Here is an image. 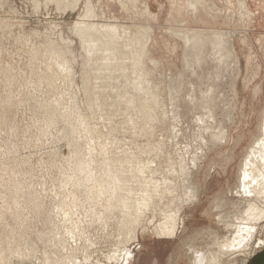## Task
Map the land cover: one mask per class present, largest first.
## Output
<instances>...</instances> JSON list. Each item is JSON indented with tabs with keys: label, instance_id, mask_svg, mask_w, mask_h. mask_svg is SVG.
<instances>
[{
	"label": "rangeland",
	"instance_id": "1",
	"mask_svg": "<svg viewBox=\"0 0 264 264\" xmlns=\"http://www.w3.org/2000/svg\"><path fill=\"white\" fill-rule=\"evenodd\" d=\"M191 1L197 3L198 12L185 10H190L188 0H0V243L3 241L5 247L1 243L0 253L5 263L124 264L128 254L130 264H195L194 254L200 252L207 264H244L250 263L253 255L264 249V246L256 244L257 239L264 241V223L258 225L254 240L245 249H223V245L230 242L235 234L237 221L245 217L243 211L250 202L235 190L240 163L247 153V147L258 134L259 121L264 112V0ZM85 11H91V15ZM76 24H82L77 29L95 25L97 30L93 27V31H99L103 38L98 35V40L93 39L99 41V45L103 44L102 48L92 38L82 41V37L77 35ZM102 25L104 29L106 25L109 27L107 31L104 30L106 34ZM113 28L116 29L115 33ZM110 34L116 41L109 38ZM142 34L147 38L144 42ZM218 34L231 37L237 53L239 73L232 91L228 73L232 62L226 61L219 69L223 81L215 98L216 105L209 112L215 116L212 119L208 117L206 108L198 106L191 111L186 101L193 87L197 89V97H200L201 93L198 92L208 87L207 77L214 75L213 67L201 68V61L212 57L211 39ZM186 39H189V44ZM85 44L87 47L84 48ZM110 45L113 49L115 46V51ZM88 47H93L92 53L88 52ZM141 47H144L145 55ZM95 49H98V55ZM102 49L106 61L110 59L112 62L109 60L105 63L100 54ZM201 49L204 51L200 52ZM99 50L100 53L97 52ZM116 50L121 52L117 53ZM35 51L41 54L36 52V55ZM106 51H111L109 58L104 55ZM125 53L126 58L123 57ZM142 54L145 58H142ZM113 55L117 56L114 58ZM137 56L140 60H137ZM186 57L190 62L184 60ZM139 61L140 65L135 66ZM191 63L197 67L195 72L188 68ZM99 66L105 67H101L103 71L98 69ZM117 67L123 68H119L121 72ZM5 73H10L8 77L11 78ZM143 73L146 74L141 75ZM130 81L134 82L135 88H139L135 89ZM140 81L143 84H138ZM127 82L129 84L125 87ZM147 90L153 93L150 95ZM135 94L136 97H132ZM127 99H130L129 102H126ZM130 101L135 104L132 105ZM138 102L149 104H145V108L141 103L139 107ZM176 103L184 106L179 107ZM145 110L151 112L146 115ZM141 113L145 116L142 114V117ZM228 116L232 117L231 122ZM143 120L147 125L151 122L152 126L154 124L153 127L150 124L151 132L149 128L148 131L145 129ZM207 120L211 124L215 121L220 129L225 124L224 128L229 133L227 142L221 144L217 140L211 144V140H207L211 146L208 147V143L203 146L201 136L204 135V121ZM137 123L144 130H138L139 127L135 130L133 127ZM147 148L152 150L148 151ZM134 153L139 156H133ZM129 154L131 160L133 156V162L125 165L118 163V158ZM110 159L114 162L112 167ZM135 161H139L137 165H142L138 168ZM101 162L107 165L106 168ZM167 162H170L169 166ZM132 165L141 173L136 172L135 168L133 170ZM117 167L127 172L125 175L121 173L125 171L120 170V179L126 176V181L117 180L115 184L119 186L111 183ZM130 168L132 171L128 170ZM133 171L143 177L137 175L136 178ZM94 176H100V182ZM139 178L144 180L137 182ZM166 180L168 184H165ZM162 181L166 190L173 189L163 191L165 197H160L164 189L160 188ZM122 182L125 186L123 189L130 190L127 193L113 188L120 187ZM152 186L157 189L156 194L148 189ZM145 187L148 191H145ZM137 188L144 190L141 191L142 202L138 199L137 191L140 193V190ZM193 191L196 193L195 200L190 198ZM145 192L152 196L151 200L148 196L149 203L147 198L143 199ZM187 192L190 193L185 197ZM112 195L118 196L114 198ZM117 198L121 201L116 200L119 203L114 204ZM35 203L40 206H34ZM109 203L113 204L109 206ZM254 203L264 207L260 200ZM125 204L127 206H123ZM145 204L146 209L143 210ZM121 206L128 210L122 208L121 211ZM158 206L159 209L156 208ZM178 206L181 209L176 218L174 234L162 235L159 229L171 223L170 214ZM115 208L120 212H116ZM130 212L141 214H138L141 217L137 215L138 224L133 234H130V223L136 215L131 217ZM124 227L127 232L131 228V240ZM120 229L128 234L123 235L126 243L121 239L123 232ZM10 248H16L14 253ZM5 255L8 258L7 255H10L9 261Z\"/></svg>",
	"mask_w": 264,
	"mask_h": 264
},
{
	"label": "bare ground",
	"instance_id": "2",
	"mask_svg": "<svg viewBox=\"0 0 264 264\" xmlns=\"http://www.w3.org/2000/svg\"><path fill=\"white\" fill-rule=\"evenodd\" d=\"M53 1V0H52ZM196 1V0H195ZM199 2H200V0H198ZM58 2V1H57ZM60 2H62V1H59L58 3H60ZM198 2V3H199ZM55 3V2H54ZM57 3V4H58ZM89 3V2H88ZM176 3V2H175ZM188 6H189V9L190 10H188V8H187V6L185 7V8H187V9H185V10H187V11H189V13H195L196 12V10H197V7H196V4H194V1H191L190 0V2H189V0H188ZM186 5V4H185ZM199 5H200V3H199ZM88 6V5H87ZM181 6H182V4H181ZM62 8V7H61ZM177 8H179V7H177ZM183 8V7H182ZM199 8V7H198ZM91 8H90V6H89V9L88 10H90ZM211 9V8H210ZM178 10H180V9H178ZM177 10V11H178ZM183 10V9H182ZM184 10V11H185ZM199 10V9H198ZM198 10H197V12H198ZM92 11V10H91ZM91 11H90V13H91ZM186 11V12H187ZM87 11H85V13H86ZM89 15H91L90 13H89V11L87 12ZM87 15V14H86ZM197 15H199L198 13H197ZM88 16V15H87ZM194 16V15H193ZM195 17H196V15H195ZM194 17V18H195ZM198 17V16H197ZM91 18V17H90ZM198 19V18H197ZM85 23V22H84ZM89 23V22H88ZM86 24V23H85ZM90 24L91 23H89V25L88 26H90ZM94 24V23H93ZM93 24H92V26H93ZM80 25H81V27H82V24H79V26H78V24H76V26H75V28L76 27H80ZM87 25V24H86ZM88 26H84V28H76L77 29V32H78V34H77V32L75 31V29H74V31L76 32V34L79 36L80 35V37H82V41H85V40H87V39H90L91 40V38H92V40L94 41V39L95 38H97V36L99 35V36H101V38H103L102 37V35H100V32L99 31H93V27L95 26H93V27H88ZM101 26V25H100ZM99 26V27H100ZM107 27H105V29H106V31H107V29L109 28L108 27V25H106ZM114 26V25H113ZM98 27V26H97ZM102 29H103V33L104 34H106L105 33V29H104V26L102 25ZM111 27V29H112V26H110ZM96 30H97V28L96 27H94ZM114 28H117L116 26H114ZM114 28H113V32L116 30H114ZM125 28V27H124ZM101 29V28H100ZM99 30V29H98ZM122 30V29H121ZM101 31V30H100ZM74 32V33H75ZM109 32H110V30H109ZM108 32V33H109ZM111 32H112V30H111ZM117 32V31H116ZM96 33H99V34H97L96 35ZM102 33V32H101ZM102 33V34H103ZM115 33V32H114ZM120 33H123L122 31L120 32ZM126 33V32H125ZM111 35V34H110ZM116 34H114V36H115ZM130 35V34H129ZM144 34H142V37H145V40H143V42L144 41H146V36H143ZM146 35V34H145ZM113 35H111V37H109V35L107 36V37H109V38H113L112 37ZM126 36V35H125ZM128 36V35H127ZM79 37V38H80ZM106 37V36H105ZM105 38L107 41H108V38ZM116 37V36H115ZM94 38V39H93ZM126 38V37H125ZM139 38V37H138ZM85 39V40H84ZM100 39V38H99ZM103 40L104 42L106 41V40ZM114 39V38H113ZM136 39V38H135ZM143 39V38H142ZM141 39V40H142ZM193 39V38H192ZM202 41H204L205 39L202 37ZM80 40V39H79ZM89 40V42L90 43H92L91 41ZM96 40V39H95ZM97 40H98V38H97ZM102 40V39H101ZM115 41H116V39H114ZM119 40H121V39H119ZM187 40V42L186 43H188V41H189V39H186ZM198 40V39H197ZM200 41H201V38L199 39ZM88 41V40H87ZM102 41V42H103ZM113 41V40H112ZM114 41V42H115ZM123 41V39L121 40V42ZM130 41V40H129ZM148 41V40H147ZM192 41V40H191ZM86 42V41H85ZM88 42V43H89ZM95 42V41H94ZM99 42V41H98ZM98 42H95V43H98ZM120 42V43H121ZM131 42V41H130ZM196 42H199V41H195V43ZM206 42H207V40H206ZM211 48H212V57H207L208 59H203L202 61H204L203 63H202V61H201V64H202V67L201 68H207V69H209V68H211V67H213V70H214V75H213V77L211 76V77H207V81L209 82L208 83V87H207V89L205 90V91H199L198 93H201V95H200V97H197V93H196V88H194L192 85V89H191V91H190V94H189V99H187V101H186V105H188V107L190 106V110L192 111V110H194L195 108H197L198 106L199 107H202V108H206L208 111H207V115H208V117H210V118H212V119H215V116L213 117L209 112H212V108H213V106H215L216 105V100H215V98H216V95L218 94V91H219V87H220V85H221V83H222V78H221V76L219 75V73H218V71H219V69L223 66V65H225V63H226V61H231L232 62V67H231V69H230V71L228 72L230 75H229V77H230V90H234V88H235V81H236V79H237V74L239 73L238 72V66H237V62H238V58H237V53H236V51H235V48H234V46H233V43H232V39H231V37L230 36H227V35H222V34H218V35H216L213 39H211ZM107 43V42H106ZM133 43V42H132ZM185 43V42H184ZM191 43V42H190ZM195 43H193V44H195ZM200 43V42H199ZM208 43V42H207ZM209 43H210V41H209ZM208 43V44H209ZM82 44H84V43H82ZM87 44V43H86ZM85 44V45H86ZM116 45H117V43H115ZM189 44V43H188ZM89 45V44H88ZM91 46H93L94 45V43L93 44H90ZM96 45V44H95ZM98 46H102L103 44H100L99 45V43L97 44ZM105 45V44H104ZM108 45V43L106 44V46ZM196 45H198V44H196ZM200 45V44H199ZM82 46H84V45H82ZM98 46H96V47H98ZM112 45H110V47H111ZM137 46H138V44H137ZM185 46H191L192 47V45H185ZM194 46V45H193ZM201 46V45H200ZM199 46V47H200ZM85 47H87V45L86 46H84V48ZM116 47H118L117 49H119L120 47L117 45ZM122 47V46H121ZM127 47V46H126ZM186 47V48H187ZM190 47V48H191ZM195 47H197V46H195ZM202 47H204V43H203V45H202ZM49 48V47H48ZM83 48V49H84ZM91 48H93V47H88V52L89 53H92V51H91ZM102 48V47H101ZM109 48V47H108ZM112 49H113V46L111 47ZM142 48V47H141ZM198 48V47H197ZM100 49V48H99ZM104 50H105V47L103 48ZM103 49H102V53H100V50L99 51H97L98 53H100V54H102V57H103V60L105 61V63L107 62V61H109L110 59H107V61H106V58L103 56ZM110 49V48H109ZM108 49V50H109ZM115 46H114V51H115ZM137 49V48H136ZM139 49V48H138ZM137 49V50H138ZM143 49V52L142 53H144L145 51H144V47L142 48ZM191 49H194V47L193 48H191ZM191 49H190V51L188 50V49H185V50H188L189 52H192L191 51ZM205 49V48H204ZM94 50V49H93ZM96 50H98V49H95V53H96ZM107 50V49H106ZM196 51H197V49H195ZM199 50V49H198ZM37 51H39L38 49H37ZM37 51H35L34 53L36 54V52ZM45 51V50H44ZM195 51V52H196ZM204 50H202L201 49V51L200 52H203ZM43 52V51H42ZM107 52V51H106ZM109 52V53H108ZM107 53H104V55L107 57L108 56V58H109V54H111L110 52L111 51H108ZM116 52H117V50H116ZM119 52H121V51H119ZM119 52H117V53H119ZM123 52V51H122ZM124 52H126V51H124ZM132 52H134V50L132 51ZM136 52H139V51H136ZM194 52V53H195ZM33 53V54H34ZM38 53V52H37ZM140 53H141V51H140ZM185 53V52H184ZM199 53V52H198ZM32 54V55H33ZM39 54V53H38ZM38 54H36V55H38ZM41 54V53H40ZM39 54V55H40ZM49 54V53H48ZM61 54H63V53H61ZM97 54V53H96ZM113 54V53H112ZM114 54H116V53H114ZM121 54V53H120ZM128 54V53H127ZM148 54V53H147ZM193 54V53H192ZM211 54V53H210ZM59 55V54H58ZM98 55V54H97ZM97 55H96V57H97ZM124 54H122V56H123ZM135 55V54H134ZM137 55V54H136ZM143 55V54H142ZM144 55H145V53H144ZM144 55L142 56V58L144 57ZM208 55H209V53H208ZM35 56V55H34ZM47 56V55H46ZM45 56V57H46ZM50 56V55H49ZM48 56V57H49ZM111 56V55H110ZM114 56V55H113ZM115 56H117V55H115ZM115 56H114V58H115ZM129 56V55H128ZM127 56V57H128ZM131 56V55H130ZM139 56V55H138ZM138 56H137V60H140V59H138ZM211 56V55H210ZM51 57V56H50ZM59 57H61V56H59ZM101 57V58H102ZM124 58H126V53H125V55L123 56ZM148 57V56H147ZM197 57V56H196ZM37 57L35 56V59H36ZM98 58V57H97ZM112 58V57H111ZM118 58H120V57H118ZM117 58V59H118ZM123 58V59H124ZM131 58H132V56H131ZM140 58V57H139ZM145 58V57H144ZM149 58V57H148ZM190 58H192V57H190ZM202 58V57H201ZM31 59H33L32 57H31ZM38 59V58H37ZM45 59V58H44ZM43 59V60H44ZM86 59H88V58H86ZM135 56H134V61H135ZM186 59H188L187 57L184 59V60H186ZM91 60H92V58H91ZM116 59H114V61H115ZM133 60H131V61H133ZM137 60H136V62H137ZM189 60V59H188ZM84 61V60H83ZM86 61V60H85ZM84 61V62H85ZM93 61V60H92ZM99 61H101V59L99 60ZM111 62L113 61V60H110ZM117 61V60H116ZM130 61V62H131ZM133 61V62H134ZM152 61V60H151ZM154 61V60H153ZM196 61V60H195ZM83 62V63H84ZM110 62V63H111ZM135 62V63H136ZM143 62V61H142ZM141 62V63H142ZM145 62V61H144ZM189 62H190V60H189ZM114 63V62H113ZM118 63V62H117ZM122 63V62H121ZM187 63V62H186ZM186 63H185V65H186ZM195 63V62H194ZM197 63V62H196ZM87 64H89V63H87ZM90 64H92L91 63V61H90ZM103 64H104V62H103ZM109 64V63H108ZM133 64V63H132ZM188 64V63H187ZM192 65L190 66V67H188L189 69H191V71H193V72H195V69L197 68H195V64H193V63H191ZM62 65V64H61ZM94 65V64H93ZM124 65V64H123ZM138 65H140V61H139V63H136L135 64V66H137L138 67ZM144 65V64H143ZM122 66V65H121ZM125 66V65H124ZM124 66H122L123 68H124ZM134 66V67H135ZM196 66H198L197 64H196ZM200 66V65H199ZM59 67H60V65H59ZM62 67V66H61ZM91 67V66H90ZM94 67V66H93ZM100 68H98V69H102L103 67L102 66H99ZM102 67V68H101ZM113 67V66H112ZM111 67V68H112ZM122 67H119V68H122ZM155 67V66H154ZM105 68V67H104ZM103 68V69H104ZM118 68V67H117ZM119 68H118V70H119ZM122 68V69H123ZM125 68H126V66H125ZM194 68V69H193ZM89 69V68H88ZM103 69H102V71H103ZM108 69H110V68H108ZM116 69V68H115ZM115 69L113 70V71H115ZM8 70V69H7ZM96 70V69H95ZM117 70V69H116ZM150 70V69H149ZM205 70V69H204ZM4 71V70H3ZM11 71V70H10ZM109 72H112L111 70H108ZM120 71V70H119ZM121 72V71H120ZM137 72V71H136ZM104 73V72H103ZM197 73V72H196ZM204 72H200L199 74H203ZM4 74V73H3ZM6 74V73H5ZM7 74H9V75H7ZM6 75H7V77L8 76H11L10 75V73H7ZM119 74V73H118ZM124 73L122 72V75H123ZM138 74V73H137ZM146 74V73H145ZM144 73L143 74H141V75H145ZM111 75H113L112 73H111ZM111 75H110V79L111 80H113L112 78H111ZM5 76V75H4ZM117 76V75H116ZM126 76V75H125ZM202 76V75H201ZM112 77H114V75L112 76ZM121 77H123V76H121ZM127 77H128V75H127ZM183 77V76H182ZM8 78H11V77H8ZM116 78V77H115ZM114 78V79H115ZM201 78H203L204 79V76H202ZM15 79V78H14ZM116 79H119V78H116ZM124 79V78H123ZM126 79V78H125ZM11 80V79H10ZM128 80V79H127ZM129 80H131V79H129ZM176 80V79H175ZM178 81H179V79H178ZM181 81V80H180ZM179 81V82H180ZM4 82V81H3ZM183 82V81H182ZM12 83V82H11ZM126 83V82H125ZM130 83H131V81H130ZM134 83V82H133ZM133 83H131V85L134 87V85L135 84H133ZM146 83V82H145ZM128 82H127V84H124L125 85V87L126 86H128ZM138 84H143V82L141 83V81H140V83H138ZM8 85H10V83H8ZM12 85V84H11ZM145 85H148V84H145ZM145 85H142V87L144 86L145 88H146V86ZM201 85V84H200ZM141 86V85H140ZM178 86V85H177ZM143 87V88H144ZM132 88V87H131ZM135 88V87H134ZM137 88H139V86L137 87ZM137 88H135V89H137ZM150 88V87H149ZM152 88V87H151ZM150 88V89H151ZM200 88V87H199ZM147 89V88H146ZM156 89H157V86H156ZM174 89V88H173ZM177 89H179V88H177ZM176 89V90H177ZM144 90V89H143ZM154 90V89H153ZM148 92L147 93H149V90H147ZM181 91V90H180ZM144 92H146V91H144ZM176 92V91H175ZM179 92V91H178ZM189 92V91H188ZM138 92H136V94H137ZM146 93V94H147ZM151 94L153 93V91L152 92H150ZM149 93V94H150ZM159 92H157V94H158ZM171 93V92H170ZM170 93H169V95H170ZM136 94L135 95H132V97L134 96V97H136ZM150 94V95H151ZM160 94V93H159ZM139 95V94H138ZM155 95V94H154ZM154 95H152L153 96V98H155L154 97ZM152 96H150V97H152ZM173 96V95H172ZM178 96V95H177ZM95 97V96H94ZM131 97V98H132ZM8 98V97H7ZM89 98H90V96H89ZM174 98H175V95H174ZM180 98V97H179ZM178 98V99H179ZM183 98H185V97H183ZM136 99V98H135ZM156 99V98H155ZM158 99V98H157ZM156 99V100H157ZM6 100V99H5ZM128 100V99H127ZM130 100V99H129ZM129 100L128 101H126V102H129ZM147 100V99H146ZM146 100H143V101H145L146 102ZM149 100V99H148ZM171 100H172V98H171ZM180 100H182V99H180ZM185 100V99H184ZM131 101H132V99H131ZM130 101V103H132ZM135 101V100H134ZM139 101V100H138ZM125 102V101H124ZM125 102V103H126ZM174 102H176V100L174 101ZM182 103H183V101H181ZM124 103V104H125ZM134 104H135V102H133ZM132 103V105H134ZM138 103H140V102H138ZM142 103V102H141ZM140 103V105H139V107L143 104H141ZM157 103H158V101H157ZM159 103H161L160 101H159ZM11 104V103H10ZM137 104V103H136ZM145 104H147V106H148V104H149V102L148 103H144L143 104V106L145 105ZM156 104V103H155ZM177 105H178V103H176ZM179 104H180V102H179ZM184 104V103H183ZM42 105V104H41ZM41 105H39V106H41ZM44 105V104H43ZM42 105V106H43ZM126 105V104H125ZM181 105V104H180ZM185 105V104H184ZM184 105H182V106H184ZM5 106V105H4ZM11 106H12V104H11ZM128 106H130V107H133V106H131V105H129L128 104ZM146 106V105H145ZM144 106V107H145ZM179 106V105H178ZM182 106H179V107H182ZM45 107V106H44ZM126 108H127V106H125ZM143 107V109H145ZM1 108V107H0ZM4 108H6V109H8L6 106L4 107ZM12 108V107H11ZM153 108V107H152ZM185 108H186V106H185ZM148 109V108H147ZM149 109H151V108H149ZM154 109V108H153ZM184 109V108H183ZM51 110H54L55 111V109H51ZM135 110V109H134ZM141 110H142V107H141ZM141 110H139L140 112H142ZM152 110V109H151ZM174 110V109H173ZM188 110V108H186L185 109V111H187ZM4 111V110H3ZM8 111V110H7ZM54 111L52 112V113H54ZM137 111H138V108H137ZM144 111V110H143ZM146 111V110H145ZM56 112V111H55ZM149 112H151V111H148V113H147V111L145 112V114L147 113V114H149ZM152 112H153V110H152ZM176 112V111H175ZM182 112V111H181ZM5 113V112H4ZM51 113V111L49 112V114ZM174 113V112H173ZM56 114H58V111H57V113ZM55 114V115H56ZM142 114L145 116V114L144 113H141V116H142ZM146 114V115H147ZM150 114H152V113H150ZM154 114V113H153ZM152 114V115H153ZM54 115V114H53ZM151 115V116H152ZM4 116V115H3ZM151 116H150V118H151ZM175 116V115H174ZM180 116V113H179V115H178V117ZM59 117V116H58ZM130 116H128V118H129ZM143 117V116H142ZM207 117V118H208ZM53 118V117H52ZM131 118V117H130ZM129 118V119H130ZM141 117H139V119H140ZM154 118V117H153ZM55 119V118H54ZM129 119H127L128 121H129ZM144 119V118H143ZM146 119V118H145ZM147 119H149V118H147ZM146 119V120H147ZM152 119V118H151ZM160 119H162V118H160ZM173 119H175V117L173 118ZM227 119H228V121H232V117H230V116H228L227 117ZM130 120H133V119H130ZM141 120V122H142V118L140 119ZM164 119H162L161 121H163ZM180 120V119H179ZM51 121V120H50ZM144 121V120H143ZM148 121V120H147ZM149 121H151V120H149ZM148 121V122H149ZM160 120L158 121L157 120V122H161ZM165 121H167V120H164V122ZM213 121V120H212ZM52 122V121H51ZM130 122V121H129ZM131 122H133V121H131ZM136 122V120H134V122L133 123H135ZM138 122V121H137ZM127 123V122H126ZM162 123V122H161ZM223 123V122H222ZM224 123H226V121L224 122ZM139 124H141L142 125V123H139ZM146 124V122L144 121V124L143 125H145ZM151 124V126H152V122L150 123ZM150 124L148 123V125H149V127H148V125H147V127H146V125H145V129L147 128V131H148V128H149V131L150 130H152V129H150ZM164 124V123H163ZM169 124V123H168ZM204 124H205V127H204V135L203 136H201V134H200V136L201 137H203V138H201L202 140L201 141H203V146H205L208 142H207V140H211L210 142H212L211 144H213V143H215V141H219V142H221V144H222V142L223 143H225V142H227L228 141V139H229V133H228V129L227 128H224V126H225V124L224 125H222V127L223 128H219L217 125H216V122L214 121V124H211V123H209L208 122V120L207 121H204ZM221 124V123H220ZM131 125V124H130ZM133 125V124H132ZM134 126V125H133ZM137 126V127H136ZM153 126H154V124H153ZM152 126V127H153ZM161 126H163V125H161ZM221 126V125H220ZM139 127V128H138ZM151 127V128H152ZM164 127H165V125H164ZM135 130H137V128H138V130L139 129H141L140 128V125H138V123L135 125V127H133ZM133 129V130H134ZM143 130H144V127L142 128ZM141 129V130H142ZM154 129V128H153ZM168 129V128H167ZM211 129H218V130H216V131H211ZM140 130V131H141ZM131 131H132V129H131ZM139 131V132H140ZM147 131L145 130L144 132L145 133H147ZM154 131V130H153ZM138 132V131H137ZM151 132V131H150ZM257 132H258V134H257V136L256 137H254L253 138V140H252V142H251V144L249 145V147H247L248 149L246 150L247 151V153L245 152V157L243 158V160L241 161V163H240V166H239V174H238V185H237V188H236V190H235V192L238 194V195H240V196H243V197H245V198H247L250 202L248 203V205L246 204V206H247V208L246 209H244V211L243 210H241V211H243L244 213H245V217L243 218V219H240V220H238L237 221V224H236V226H235V234H233V236H232V239H231V241L230 242H228L227 241V243H225L224 245H223V249L225 248V250L227 251V250H240V249H242V248H244L249 242H251V241H253L254 240V238H255V235H256V233H257V230H258V225L259 224H263L264 223V207L262 206H258L256 203H254V201L255 200H260V201H262L263 203H264V112H263V114H262V117H261V119H260V121H259V125H258V129H257ZM141 133V132H140ZM139 133V134H140ZM142 133H143V131H142ZM137 135V133H133V135ZM150 134V133H149ZM141 135V134H140ZM143 135V134H142ZM139 136V135H138ZM138 136H136V137H138ZM144 136V135H143ZM142 136V137H143ZM148 135H146V137H147ZM151 136H152V134H151ZM177 136V135H176ZM145 137V136H144ZM207 139H206V138ZM151 138V137H150ZM175 138V137H174ZM151 141V140H150ZM136 143V142H135ZM147 144V143H146ZM152 144V143H151ZM200 144H202V143H200ZM210 143H208V147L209 146H211V145H209ZM136 145H138V144H136ZM215 145V144H214ZM139 146V145H138ZM137 146V147H138ZM151 146H153V145H151ZM140 147V146H139ZM138 147V149L139 150H141L140 148ZM144 146H142V148H143ZM145 147H148V148H150L149 146H146L145 145ZM144 147V148H145ZM207 147V148H208ZM217 147H219V146H217ZM143 148V149H144ZM147 148V149H148ZM201 148V147H200ZM213 148V147H212ZM161 149H163V147L161 148ZM206 149V148H205ZM145 150V149H144ZM150 149H148V151H149ZM152 150V149H151ZM150 150V151H151ZM203 150V149H202ZM142 151V153H145V152H143V150H141ZM141 151L139 152V153H141ZM147 151V152H148ZM202 152V151H201ZM126 153V152H125ZM137 153V152H136ZM136 153H134L135 155H133V156H139V154H137L136 155ZM133 154V153H132ZM121 155H123V154H121ZM133 156H132V160H133ZM122 157V156H121ZM131 155L129 154V156H123L122 158H118V163H122V165H125V163L126 164H128L130 161H132L131 160ZM115 158V157H114ZM114 158H113V161H114ZM138 158H140V157H138ZM116 159H117V157H116ZM141 159V158H140ZM139 159V160H140ZM111 160L112 159H110V162H111ZM138 160V159H137ZM116 161V160H115ZM103 162H105V161H103ZM110 162H109V164H110ZM117 162V161H116ZM123 162H124V164H123ZM133 162V161H132ZM102 163V162H101ZM101 163L99 164L100 166H103V165H101ZM105 163H107V162H105ZM114 163V162H113ZM112 162H111V166L110 167H112V164H113ZM137 163V161H135V164ZM141 163H142V161H141ZM168 163V162H167ZM137 164H139V161H138V163ZM136 164V165H137ZM165 164H166V162H165ZM169 164H170V162L167 164L168 166H169ZM180 164V163H179ZM191 164V163H190ZM122 165H121V167H122ZM131 165V164H130ZM142 165V164H141ZM141 165H137L138 166V168H139V166H141ZM98 166V165H97ZM99 166V167H100ZM107 166V165H106ZM106 166L104 165L103 167L104 168H106ZM133 166L134 165H132L131 167L133 168ZM102 167V168H103ZM119 167V166H118ZM117 167V168H118ZM124 167V166H123ZM144 166H142V168H143ZM10 168V167H9ZM101 168V169H102ZM108 168H109V166H108ZM126 168H128L127 166H126ZM132 168H130V169H128V170H131L132 171ZM135 168V167H134ZM133 168V170H135ZM137 168V169H138ZM142 168H140L141 170H142ZM110 169V168H109ZM108 169V170H109ZM119 169V170H118ZM117 170H116V172L114 171V169H112V171H114V176L112 177L113 178V180L114 181H111V183H113L114 182V185H118V183L117 184H115V182L117 181V180H120V181H122V179H123V181L125 180L126 181V176H123V177H125V178H121L120 179V176H121V174H120V170H124L125 169V167H124V169H120V168H118ZM136 169V172L138 171ZM139 169V170H140ZM191 169V168H190ZM104 170V169H103ZM127 170V171H128ZM11 171V170H10ZM13 171V170H12ZM125 171V170H124ZM143 171V170H142ZM191 171V170H190ZM107 172V171H106ZM134 172V171H133ZM132 172V173H133ZM136 172H134V174L136 173ZM13 173H14V171H13ZM112 174H113V172H111ZM121 173H125V175H126V171L125 172H121ZM131 173V172H130ZM130 173H129V177H131L130 176ZM131 173V175H132V178L134 177V175ZM138 173H141V171L139 172L138 171ZM187 173V172H186ZM191 173V172H190ZM12 175V174H11ZM97 175V174H96ZM136 175V174H135ZM137 175H139V174H137ZM137 175H136V178H137ZM188 174H186V176H187ZM90 176H92V175H90ZM110 176V175H109ZM139 176H142V175H139ZM185 176V177H186ZM95 177V176H94ZM100 176H98V178H99ZM143 177V176H142ZM190 177V176H189ZM95 178H97V177H95ZM96 179L98 182H100L99 181V179L101 178H99V179ZM108 178H110V177H108ZM135 178V177H134ZM168 178V177H167ZM187 178H188V176H187ZM186 178V179H187ZM89 179H90V177H89ZM104 178H102V180H103ZM127 179H129V178H127ZM131 179V178H130ZM129 179V180H130ZM140 179V178H139ZM143 178H141L140 179V181H137V182H140L141 183V180H142ZM166 179V178H165ZM190 179H192V178H190ZM10 180H12V179H10ZM94 180V179H93ZM95 180V181H96ZM101 180V179H100ZM144 180V179H143ZM172 180H174V179H171V181ZM96 181V182H97ZM107 181V180H106ZM110 181V180H109ZM108 181V182H109ZM170 181V180H169ZM175 181V180H174ZM184 181H185V178H184ZM187 181H189V178L187 179ZM186 181V182H187ZM119 182V181H118ZM143 182V181H142ZM163 182L164 181H162V183L161 184H163ZM167 182V183H166ZM166 182H165V184H168V181L166 180ZM127 183V182H126ZM175 183V182H174ZM177 183V182H176ZM99 184H101L100 186H102V183H99ZM98 184V185H99ZM104 184H105V180H104ZM160 184V183H159ZM171 184H172V182H171ZM95 185V184H94ZM107 185H109V184H107ZM112 185V184H111ZM113 185V186H114ZM164 185V184H163ZM163 185H161V187L160 188H164V189H162V191H161V189L159 190L158 189V191H161L160 192V197L163 195V191L165 192V191H169V190H173V189H171V188H167V186H166V188L168 189V190H166L165 189V185H164V187H162ZM170 185V184H169ZM175 185V184H174ZM99 186V187H100ZM110 186V185H109ZM112 186V187H113ZM119 186V185H118ZM160 186V185H159ZM173 186V185H172ZM172 186H170V187H172ZM19 187V186H18ZM105 187H106V185H105ZM104 187V188H105ZM121 187V188H120ZM120 187H113V188H119V189H121V191L123 190V191H126V193H127V191H130L129 189H123V187H125L124 186V182H122V184H120ZM153 187V186H152ZM151 187V188H152ZM174 187V186H173ZM17 188V187H16ZM75 188V187H74ZM94 188H95V186H94ZM93 188V189H94ZM98 188V186L96 185V189ZM103 188V187H102ZM101 188V189H102ZM126 188H127V186H126ZM131 188V187H130ZM150 187L148 188L149 190H154L153 191V194H156V190L154 189V187H153V189H151ZM158 188V187H157ZM185 188V187H184ZM186 188H187V190L189 189V187H187L186 186ZM185 188V189H186ZM14 189H15V187H14ZM106 189V188H105ZM112 189V188H111ZM132 189H134L135 190V188H132ZM145 191H148V189L145 187ZM20 190V189H19ZM95 190V189H94ZM99 191H100V189H98ZM107 190V189H106ZM109 190H110V188H109ZM116 190V189H115ZM137 190H140V193H138V191H137V195H138V199L140 198V197H142V194H141V191L143 190V188L142 189H138L137 188ZM76 190H74V192H75ZM102 191V190H101ZM105 191V190H104ZM111 191V190H110ZM119 191V190H118ZM132 191V190H131ZM170 191V192H171ZM189 191H190V189H189ZM20 192H22V191H20ZM78 192V191H77ZM76 192V193H77ZM98 192V191H97ZM106 192V191H105ZM142 192H144V190L142 191ZM26 193V192H25ZM24 193V194H25ZM73 193V192H72ZM75 193V194H76ZM100 193V195H101V192H99ZM107 194H108V192H106ZM110 193H112V192H110ZM146 193V195L144 194V196H146V197H144L143 199H145V198H147V200H148V196H150L147 192H145ZM190 193V192H189ZM188 192H187V194H185L186 196L185 197H188V194H189ZM23 194V195H24ZM115 194V193H114ZM132 194V193H131ZM139 194H140V196H139ZM148 194V195H147ZM168 194V193H167ZM170 194V193H169ZM168 194V195H169ZM22 195V196H23ZM26 196H27V194H25ZM74 195V194H73ZM120 195H122V194H120ZM151 195H152V193H151ZM192 197H190V198H192L193 200H195L196 199V193H195V191H193V192H191V194H190ZM90 196H92V194H90ZM110 196V195H109ZM112 196H114V195H112ZM115 196H118V195H115ZM114 196V198H116ZM124 196V195H123ZM132 196H133V194H132ZM164 197L166 196L165 195V193H164V195H163ZM27 197H29V196H27ZM74 197V196H73ZM106 197H107V195H106ZM120 197V196H119ZM128 197H129V195H128ZM136 197V196H135ZM152 196H150L149 197V200H151L150 198H151ZM159 197V198H160ZM184 197V198H185ZM31 197H29V199H30ZM75 198V197H74ZM73 198V199H74ZM92 198V197H91ZM125 198V197H124ZM130 198H131V196H130ZM133 198V197H132ZM158 198V197H157ZM158 198V199H159ZM163 198V197H162ZM178 198H181V197H178ZM14 199H15V197H14ZM14 199H12V200H14ZM28 199V198H27ZM98 199V198H97ZM101 199V198H100ZM99 199V200H100ZM111 199L113 200V198L111 197ZM110 199V200H111ZM127 200H128V198H126ZM142 198H140V200H141ZM177 199V198H176ZM183 199V198H182ZM253 199V200H252ZM116 200H120V199H115L114 200V204H115V202L116 203H119V202H117ZM124 200V199H123ZM134 200H136V199H134ZM133 200V201H134ZM139 200V201H140ZM148 200V203L150 202ZM161 200V199H160ZM187 200H190V199H187ZM186 200V201H187ZM101 201V200H100ZM102 201H103V199H102ZM121 201V200H120ZM143 200H141V202H142ZM154 201V200H153ZM152 201V202H153ZM170 201V200H169ZM172 201H175L174 199L172 200ZM179 201V200H178ZM183 201H185L184 199H183ZM182 201V202H183ZM26 202V201H25ZM29 202V201H28ZM30 202H31V200H30ZM29 202V203H30ZM92 202H94V201H92ZM112 202V201H111ZM122 202H125V201H122ZM122 202H121V204H122ZM128 202H129V200H128ZM146 202V201H145ZM246 202V201H245ZM257 202V201H256ZM125 203H127V202H125ZM131 203V202H130ZM133 203H136V201L135 202H133ZM147 202H146V204H148ZM154 203V202H153ZM185 203V202H184ZM36 205H34V206H36L37 207V203H35ZM95 204V203H94ZM111 204H113V203H111ZM110 203L108 204L109 206L111 205ZM124 204V203H123ZM136 204H138V200H137V203ZM141 204V203H140ZM139 204V205H140ZM144 204V203H143ZM142 204V205H143ZM146 204H145V207L143 208V210L144 209H146ZM158 204V203H157ZM30 205H31V203H30ZM108 205H106V207L108 206ZM117 205H120V204H117ZM131 205V204H130ZM149 205V204H148ZM152 205V204H151ZM159 205V204H158ZM168 205V204H167ZM172 205V204H171ZM238 205V204H237ZM38 206H40V205H38ZM123 206H127L126 204L125 205H123ZM123 206H121L120 208L122 209V208H124ZM141 206V205H140ZM140 206H138V207H140ZM153 206V205H152ZM106 207H105V209H106ZM111 207H113V206H111ZM114 207H116V205H114ZM118 207V206H117ZM116 207V208H117ZM137 207V209L139 210V208ZM151 207V206H150ZM170 207V206H169ZM236 207V206H235ZM240 207V206H239ZM40 208V207H39ZM115 208V209H116ZM125 208H127V207H125ZM124 208V209H125ZM131 208H132V206H131ZM140 208H142V206L140 207ZM148 208V207H147ZM156 208H160L159 206L158 207H156ZM175 208V207H174ZM17 209V208H16ZM36 209V208H35ZM34 209V210H35ZM110 209V208H109ZM108 209V210H109ZM112 209H114V208H112ZM136 209V210H137ZM180 206H178V207H176L174 210H173V212L170 214L171 215V219H172V221H171V223L168 225H166V224H164L163 226H161V228L159 229L160 231H159V233L161 232V234L163 235H168V236H170V235H172V234H174V231H175V223H176V218L178 217V215H179V211H180ZM238 209V208H237ZM33 210V211H34ZM126 210H128V208L126 209ZM36 211V210H35ZM37 211H38V209H37ZM121 211H123V209L121 210ZM129 211H134V210H129ZM237 211V210H236ZM110 212H112V210L110 211ZM116 212H120L119 210L117 211V209H116ZM126 212V211H125ZM132 212H130L129 214H130V216L131 215H136V213H132ZM135 212V211H134ZM143 212V211H142ZM141 212V213H142ZM108 213V212H107ZM113 213V212H112ZM109 214V213H108ZM121 214V213H120ZM125 214V213H124ZM127 214H128V211H127ZM138 214H140V213H137V215ZM207 214V213H206ZM241 214V213H240ZM243 214V213H242ZM123 215V214H122ZM121 215V216H122ZM134 215V216H135ZM136 215V216H137ZM141 215V214H140ZM140 215H138V216H140ZM121 216H120V218H121ZM134 217V219H133V221L130 223L131 224V227H132V232L130 233V234H133L134 232V229H136L135 227L137 226V224H138V216L137 217ZM143 216V215H142ZM237 216V215H236ZM238 216H239V213H238ZM124 217L126 218V217H128L129 218V216H125L124 215ZM131 217H133V216H131ZM141 217V216H140ZM119 219V218H118ZM131 219V218H130ZM141 219V218H140ZM235 219H237V218H235ZM122 220V219H121ZM124 220V219H123ZM226 220V219H225ZM116 221V220H115ZM114 221V223H116ZM119 221H120V219H119ZM121 222V221H120ZM140 222V221H139ZM231 222V221H230ZM113 223V222H112ZM234 224H235V222H233ZM129 224V223H128ZM141 224V223H140ZM116 225V224H115ZM114 225V226H115ZM118 225H120V224H118ZM128 226V225H127ZM130 226V225H129ZM231 226V225H230ZM264 226V225H263ZM262 226V227H263ZM120 227H121V225H120ZM232 228V227H231ZM156 229V228H155ZM158 229V228H157ZM124 230H125V227H124ZM129 232L131 231V228L129 227ZM231 230H233V229H231ZM120 231H122L121 229H120ZM126 232H127V230H125ZM125 231H122L123 233H122V237H121V239L125 242V239H124V237L125 236H127L128 234H129V232H127V233H125ZM156 232H157V230H156ZM125 234V236L123 237V235ZM127 234V235H126ZM130 234H129V236H130ZM4 236V235H3ZM131 237H132V235L130 236V237H128V238H130V240H131ZM133 237H135L134 235H133ZM6 238V237H5ZM127 238V239H128ZM231 238V237H230ZM120 239V240H121ZM119 240V241H120ZM121 240V241H122ZM230 240V239H229ZM10 241V240H9ZM221 241V240H220ZM3 242V241H2ZM1 242V243H2ZM123 242V243H124ZM127 242V241H126ZM125 242V243H126ZM1 243H0V245H1ZM14 243V242H13ZM3 244V247H4V243H2ZM10 244V243H9ZM8 244V245H9ZM19 244V243H18ZM256 244L258 245V246H264V241L263 240H261V239H257V242H256ZM8 245L6 246L7 248H8ZM217 245V244H216ZM250 245V244H249ZM11 246H13V245H11ZM11 246H9V247H11ZM1 247H2V245H1ZM16 247H18V246H16ZM5 248V247H4ZM246 248V247H245ZM244 248V249H245ZM248 248V247H247ZM11 249V248H10ZM18 249V248H17ZM243 249V250H244ZM12 250V249H11ZM14 250H16V248L14 249ZM14 250H12L13 251V253H14ZM194 250V249H193ZM18 251V250H17ZM125 251V250H124ZM195 251V250H194ZM199 251V250H198ZM129 252V251H128ZM127 252V253H128ZM7 253H9V252H7ZM6 253V254H7ZM18 253V252H17ZM125 253V252H124ZM130 253V252H129ZM1 254L2 253H0V264H8V263H5L4 261L5 260H3V256H1ZM10 254V253H9ZM13 255H16V254H13ZM132 255V254H131ZM195 257H194V262H195V264H207L206 263V260H205V257L202 255V253H200V252H195ZM211 255V254H210ZM7 256H9V258L8 257H6V255H5V257H6V259L8 258V260L7 261H9V259H10V255H7ZM3 257V258H2ZM214 258V257H213ZM211 259V258H210ZM209 259V260H210ZM125 260V262H124V264H130V258H129V256H128V254H127V256H126V259H124ZM215 261V260H214ZM221 261V260H220ZM246 261V260H245ZM244 261V262H245ZM109 262V261H108ZM211 262V261H210ZM55 263H56V261H55ZM215 263V262H214Z\"/></svg>",
	"mask_w": 264,
	"mask_h": 264
},
{
	"label": "water",
	"instance_id": "3",
	"mask_svg": "<svg viewBox=\"0 0 264 264\" xmlns=\"http://www.w3.org/2000/svg\"><path fill=\"white\" fill-rule=\"evenodd\" d=\"M244 264H264V249L258 254L253 255L252 261L250 263Z\"/></svg>",
	"mask_w": 264,
	"mask_h": 264
}]
</instances>
